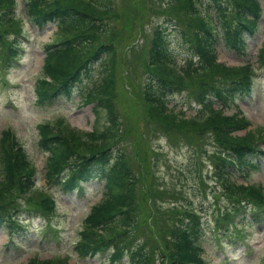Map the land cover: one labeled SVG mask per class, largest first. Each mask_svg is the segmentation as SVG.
I'll return each instance as SVG.
<instances>
[{"label": "trees", "instance_id": "trees-1", "mask_svg": "<svg viewBox=\"0 0 264 264\" xmlns=\"http://www.w3.org/2000/svg\"><path fill=\"white\" fill-rule=\"evenodd\" d=\"M172 1L176 4L168 9L177 6L186 9L189 14L201 12L197 7L199 0ZM233 2L236 4L234 20L223 2L206 1L216 34L211 38L206 21H198L194 34L197 41L195 50L199 53L197 66L189 57L183 60L182 68L178 69L172 44L165 32L166 26L156 28L147 52L149 77L143 97L151 112L163 124L180 129L184 136L188 131H198L209 139L214 138L216 150L210 157L216 173L222 179L224 190L239 206L251 207L252 217L249 213L248 218L260 221L264 213V186L230 180L236 171L257 167L254 157L264 154L258 142L260 138L257 140L255 132L249 136L234 135V131L247 127V119L244 116L223 115L222 109L213 107L216 100L227 106L239 95H247L253 84L254 69L250 63L235 67L217 61L215 45L220 42L228 50L246 54L247 35L256 32L262 18L259 0ZM16 6L17 0H0V37L6 38L7 31H12L15 35L12 43L18 42L17 37L22 33L21 25L18 26L20 19L15 16ZM24 6L26 16L38 27L57 21L70 33V37L65 36L62 41L47 47L42 69L46 78L36 89L40 102L70 93L71 87L93 68L94 63L103 61L100 72L103 75L94 83L93 92L87 93V99L96 103L94 130L81 132L68 124L64 125L61 119L55 125L47 123L40 126V145L48 155L44 174L47 185H60L70 192L81 189L83 183L92 179H104V198L93 206L83 221L81 238L75 246L79 256H94L111 249L113 260H120L127 254L124 256L128 259L127 264H206L204 247L201 245L203 223L201 217L191 209H170L168 217L156 231L157 240L139 237L135 241L131 233L136 225L140 228L143 224L139 216L144 212V199L140 197L139 205L137 176L125 162V154L122 152L124 155L114 162L109 148L119 139L115 135L119 120L114 88L117 85L118 32L116 35L113 29L120 20L116 21L113 17L114 0H24ZM133 7L137 9L136 5ZM200 31L208 37H203ZM258 61L260 66H264V42ZM195 84H198L196 92L210 98L203 100L200 97L198 100L204 105L205 113L196 118L177 117L167 106L170 95ZM103 110L107 111L109 120L104 131L96 127ZM203 119L209 121L204 126H197L196 122ZM3 132L0 135V223L20 218L18 214L23 205L18 203L19 196L35 204L31 205L35 210L49 216L56 210L55 198L50 192L34 188L36 167L12 133L9 130ZM239 206L234 211L240 213L242 210ZM174 212L175 221L167 225L169 216ZM163 216L152 209L142 219L147 224L158 225ZM25 264L70 263L65 258H40L36 254Z\"/></svg>", "mask_w": 264, "mask_h": 264}, {"label": "rangeland", "instance_id": "rangeland-1", "mask_svg": "<svg viewBox=\"0 0 264 264\" xmlns=\"http://www.w3.org/2000/svg\"><path fill=\"white\" fill-rule=\"evenodd\" d=\"M206 1L209 0H199L197 7L200 13L189 14L186 9L177 6L168 9L176 4L172 0H114L113 17L120 21L113 29L116 35L118 32L117 85L114 88L119 120L116 124L118 132L115 134L119 139L115 142L117 145L113 152H123L125 162L132 171L143 174L146 181L140 185L137 179L139 205L140 197L144 199V212L139 216L143 224L136 232L137 237L155 238L158 227L162 226L170 209H191L199 214L203 223L201 239L208 264H264V219L254 222L246 220L245 209L239 214L235 212L233 218L232 212L226 214L225 210L232 208L233 200L228 196V191L224 190L222 179L218 177L210 157L216 149L214 138L209 139L206 134L201 135L198 131H188L184 136L180 129L163 124L151 112L143 97L149 77L146 65L149 41L158 26H166L178 69L182 68L183 60L189 57L195 66L198 65L199 53L194 50L197 46L194 34L198 21H206L212 33L211 38L216 34ZM220 1L226 4V9L229 8V16L234 20L235 0ZM261 6L264 7V0H261ZM16 16L21 21L18 26L21 25L23 29L22 35L17 38L20 51L16 52L12 46L9 47V36L0 37V135L4 133L3 130L15 133L16 140L25 146L31 161L38 167L36 186L43 189L47 154L38 145V125L63 119L81 132L94 130L97 115L95 104L84 99L87 92L94 90L89 88L103 75L100 74L103 61L94 64L90 77L78 84L70 97H59L54 102L38 104L36 89L41 80L46 78L42 70L45 47L68 36V32L56 23L44 28L33 25L25 17L23 0H18ZM262 16L258 30L247 36L246 54L228 50L223 42L215 45L219 62L235 67L246 65L247 62L254 64L257 71L253 77V93L233 104L229 102L224 107L217 100L213 104L215 108L224 109L223 115L233 113L238 117L244 116L248 121L247 127L234 131V135L249 136L255 132L257 140L260 138V148L264 149V68H257L258 53L264 41V11ZM128 27L131 29L128 30ZM10 32L7 31V35ZM200 32L203 37H208ZM12 54L16 57L15 61H1ZM197 85L173 92L167 103L169 111L180 118L203 115L204 105L198 100L200 97L203 100L210 98L196 92ZM98 121L97 129L104 131L109 121L106 110L101 111ZM208 121L203 119L196 123L202 126ZM254 160L258 169H250L248 177L235 173L230 180L250 184L262 182L264 185V154L260 160ZM37 187L36 190H39ZM102 189L103 183L99 179L88 182L80 197L75 194L64 195L54 188L52 191L57 199V210L50 217V223L40 211L22 215L28 218L22 221L25 229L17 228L18 239L23 240V246L8 243L6 226H0V264H25L35 252L41 258H65L70 264H113L106 253L95 258H81L74 251L83 219L91 206L102 199ZM22 201L23 205H28L25 200ZM152 209L164 216L158 225L151 223L150 227L142 216ZM224 216L229 220L223 219ZM175 218L176 213H171L167 225L173 223ZM121 264H126V261Z\"/></svg>", "mask_w": 264, "mask_h": 264}]
</instances>
